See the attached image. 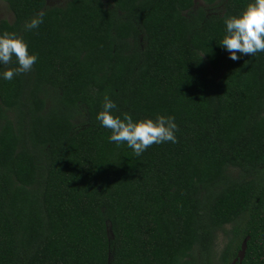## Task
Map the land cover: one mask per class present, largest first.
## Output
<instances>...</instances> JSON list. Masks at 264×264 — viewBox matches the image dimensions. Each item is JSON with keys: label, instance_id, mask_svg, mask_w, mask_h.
<instances>
[{"label": "trees", "instance_id": "1", "mask_svg": "<svg viewBox=\"0 0 264 264\" xmlns=\"http://www.w3.org/2000/svg\"><path fill=\"white\" fill-rule=\"evenodd\" d=\"M5 1L38 60L0 80V264H264V52L218 44L249 0ZM105 94L177 142H109Z\"/></svg>", "mask_w": 264, "mask_h": 264}, {"label": "clouds", "instance_id": "2", "mask_svg": "<svg viewBox=\"0 0 264 264\" xmlns=\"http://www.w3.org/2000/svg\"><path fill=\"white\" fill-rule=\"evenodd\" d=\"M43 14L38 13L25 22L26 31L37 29L43 23ZM224 33L218 44L236 61L242 55L254 56L264 52V0H249L238 14L223 18ZM15 58L16 67L0 71V80L11 81L15 76L32 70L38 60L35 52L29 51L28 42L15 33H0V65L7 66ZM118 107L109 95L103 97L102 110L96 115L101 127L109 129V142L117 147L126 143L136 156H140L153 144L177 142L178 125L175 117L155 114L153 117L133 119L128 113L117 114Z\"/></svg>", "mask_w": 264, "mask_h": 264}, {"label": "rangeland", "instance_id": "3", "mask_svg": "<svg viewBox=\"0 0 264 264\" xmlns=\"http://www.w3.org/2000/svg\"><path fill=\"white\" fill-rule=\"evenodd\" d=\"M62 0H49L51 4L53 3H60ZM196 7L205 6L203 0H196ZM209 13L211 14H222L224 12L223 5H216L214 7L209 8ZM1 20H8L9 22H13L15 20V16L13 12L10 10L8 3L5 0H0V21ZM223 246V241L220 240V247Z\"/></svg>", "mask_w": 264, "mask_h": 264}, {"label": "water", "instance_id": "4", "mask_svg": "<svg viewBox=\"0 0 264 264\" xmlns=\"http://www.w3.org/2000/svg\"><path fill=\"white\" fill-rule=\"evenodd\" d=\"M250 237L248 236L243 244H242V248L239 251L238 257L232 262V264H242L243 260L245 259L246 256V252H247V248H248V241H249Z\"/></svg>", "mask_w": 264, "mask_h": 264}]
</instances>
